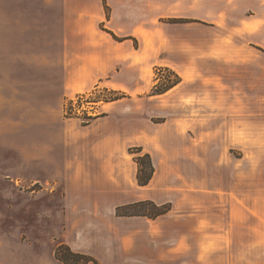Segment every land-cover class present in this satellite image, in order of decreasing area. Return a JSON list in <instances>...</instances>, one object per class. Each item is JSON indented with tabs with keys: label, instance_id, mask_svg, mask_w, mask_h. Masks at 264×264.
Masks as SVG:
<instances>
[{
	"label": "rangeland",
	"instance_id": "obj_1",
	"mask_svg": "<svg viewBox=\"0 0 264 264\" xmlns=\"http://www.w3.org/2000/svg\"><path fill=\"white\" fill-rule=\"evenodd\" d=\"M80 10L0 0V264H65L63 247L102 264H182L176 247L212 226L199 215L230 222V237L215 229L208 241L230 246V264L246 250L264 257V48L241 38L240 64L221 56L235 48L218 30L161 18L145 33L137 22L148 42L131 38L135 61L76 86L62 24ZM174 73L181 83L154 94ZM136 147L155 166L145 187ZM141 198L171 210L116 215Z\"/></svg>",
	"mask_w": 264,
	"mask_h": 264
},
{
	"label": "crops",
	"instance_id": "obj_2",
	"mask_svg": "<svg viewBox=\"0 0 264 264\" xmlns=\"http://www.w3.org/2000/svg\"><path fill=\"white\" fill-rule=\"evenodd\" d=\"M63 3L65 10L79 5L84 13L83 19L66 20L62 24L64 49H70L73 54L70 70L76 86L100 84L122 63L134 62L136 49L131 38L135 36L147 43L145 33L151 30L152 22L161 18L184 20L186 22H180L183 25L201 24L222 32L229 40L228 45L235 48L226 55L221 54L226 60H237L240 64L248 61L247 52L242 53L238 48L242 49L241 42L249 36H254L253 43L264 48V0H63ZM105 7L111 12L110 19L106 18ZM137 22L143 23L145 33H140L141 36L137 34ZM112 34L121 40H115ZM254 73L263 76V62L256 66ZM204 217L198 216L199 223H212L211 228L208 229L210 225L206 228L199 225L196 228L198 234L189 244L176 247V258L182 260V264H230L229 245L208 243L215 229L219 233L224 229L225 236L228 232L230 237V222H212L208 218L206 221ZM240 258L239 264H264V257L257 254L249 259L247 250L241 252ZM128 264H135V260Z\"/></svg>",
	"mask_w": 264,
	"mask_h": 264
},
{
	"label": "trees",
	"instance_id": "obj_3",
	"mask_svg": "<svg viewBox=\"0 0 264 264\" xmlns=\"http://www.w3.org/2000/svg\"><path fill=\"white\" fill-rule=\"evenodd\" d=\"M172 22H184L178 20H172ZM115 39H118L117 36L114 35ZM168 70V68H166ZM171 72L170 70H168ZM175 78L172 79L169 75L167 80L164 81L163 85L159 83L155 85L153 90L154 94H162L168 91L169 89L175 87L179 83H181L182 79L180 76L175 74ZM131 153H136L137 156L134 157V161L137 164V174L136 180L139 186L145 187L149 185L151 180L155 174V166L153 164V160L150 154L143 153V149L140 147L133 148ZM171 210V205L169 204H157L151 200H140L124 205H120L116 208V214L121 217H131V216H144L151 219H156L162 215H165ZM65 251L56 252V259L65 264H101L94 257L81 254L74 253L70 248L63 247Z\"/></svg>",
	"mask_w": 264,
	"mask_h": 264
}]
</instances>
